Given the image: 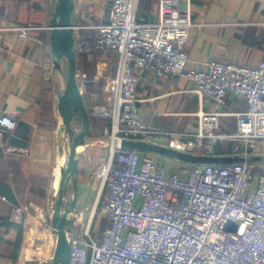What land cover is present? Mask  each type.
I'll use <instances>...</instances> for the list:
<instances>
[{"label": "built area", "instance_id": "1", "mask_svg": "<svg viewBox=\"0 0 264 264\" xmlns=\"http://www.w3.org/2000/svg\"><path fill=\"white\" fill-rule=\"evenodd\" d=\"M138 1L112 0L105 23L75 9L77 61L97 51L116 55L117 66L114 75L96 70L89 78L77 65L82 94L86 82H98L110 99L106 106L95 94L88 108L91 116L110 122L97 196L105 190L100 212L108 224L97 239L90 230L97 201L87 225L83 212H76L68 264H264V168L252 171L264 158V60L255 65L211 60L205 71L187 68L184 44L192 21L184 0H158L155 21L138 14ZM28 29L16 27L22 37ZM136 69L184 77L199 98L208 96L217 105L227 93L242 96L247 109L237 113L233 133L218 132L220 113L199 109L197 132L184 142L188 151L214 155L225 140L240 160L168 170L149 154L121 148L122 139L150 142L164 134L138 111ZM15 125V117L0 107V136ZM228 222L235 227L227 229Z\"/></svg>", "mask_w": 264, "mask_h": 264}, {"label": "crops", "instance_id": "2", "mask_svg": "<svg viewBox=\"0 0 264 264\" xmlns=\"http://www.w3.org/2000/svg\"><path fill=\"white\" fill-rule=\"evenodd\" d=\"M111 2L74 0V5L77 11L83 10L105 23ZM157 5L158 0H139L138 14L155 21ZM181 6L190 11L192 21L184 44L187 68L205 71L211 60L247 65L264 60V0H184ZM49 18L50 0H0V107L1 113L13 115L16 121L12 131L0 136V264H37L36 249L49 246L52 250L51 241H45L47 236L51 238L50 229L45 227L42 232L40 227L45 223L43 211L58 171ZM18 26L29 27L25 37L19 35ZM116 66L117 56L112 53L91 51L78 58V68L88 77L96 70L102 76L114 75ZM135 71L138 111L147 125L164 133L152 139H162L160 144L195 156H233L231 144L225 140L217 143L214 155H205L197 148L188 151L184 142L191 138L187 134L197 132L199 109L220 113L218 132L233 133L237 113L247 109L242 96L227 93L224 103L217 105L208 96L199 98L192 91L191 81L184 77ZM95 94L99 102L110 106L99 83L89 81L83 87L88 108L95 102ZM92 118L86 138L89 144L79 167L80 177L85 179L81 180L82 193L77 200L80 209L86 190L83 182H87L88 175L83 168L87 167L91 179L92 170L104 164V157L92 148L110 126L99 116ZM143 153L168 170H182L189 165L166 155ZM261 160L253 165L264 168V158Z\"/></svg>", "mask_w": 264, "mask_h": 264}, {"label": "water", "instance_id": "3", "mask_svg": "<svg viewBox=\"0 0 264 264\" xmlns=\"http://www.w3.org/2000/svg\"><path fill=\"white\" fill-rule=\"evenodd\" d=\"M76 20L74 0H50L48 24L51 58V81L54 91L57 117L56 147L58 171L48 194L45 221L50 226L46 242L51 241L52 250L47 264H68L70 258V233L78 211L77 200L82 193L80 163L84 160L89 142L90 112L76 77L77 54L74 23ZM162 139H122L121 148L152 152L184 161L188 164L231 163L237 156H195L168 148ZM263 158V157H262ZM254 160V157L250 158ZM232 222L227 229L234 228ZM41 229V228H40ZM40 264V263H38Z\"/></svg>", "mask_w": 264, "mask_h": 264}, {"label": "rangeland", "instance_id": "4", "mask_svg": "<svg viewBox=\"0 0 264 264\" xmlns=\"http://www.w3.org/2000/svg\"><path fill=\"white\" fill-rule=\"evenodd\" d=\"M92 116H91V120H92ZM104 121V120H103ZM89 135H87L88 137ZM104 138L100 139L99 142H97L92 148V151L95 152V154L100 155L102 157H104L103 162H105V159L107 158V146H108V142H107V137H105V135L103 136ZM102 166L103 165H97V168L93 169V176L91 177V179H89L90 175L89 172H87V167L85 166V168H83V171L85 173H87L88 175L86 178L87 182H83V190L85 189L84 186L86 187L85 192L83 191V200H82V209L78 208L79 212L80 210L83 212V224L87 225L89 223V217L93 211V208L96 204L97 201V205H96V210H95V214L92 218V223L90 226V230H91V235L93 237H96L97 239H100L103 230H104V224L105 223V216L100 212L101 207L105 204L106 202V197H105V190L103 193L101 192L99 199H97V196L99 194V190H100V177H98V171L101 172L102 170ZM258 166L253 165L252 166V171L257 174L258 173ZM97 171V172H96ZM95 177V178H94ZM94 181L93 184H91V181ZM79 207V206H78ZM45 224V225H44ZM44 224H41L40 227H42V232H45L44 228L48 227L50 229L49 223L48 221H45ZM41 230V229H40ZM76 232V229H75ZM81 232V230H77V234H79ZM49 246H44L43 248H39L35 250L36 253V257L34 262L35 263H40V264H47L49 257L51 255V250H49L48 248Z\"/></svg>", "mask_w": 264, "mask_h": 264}, {"label": "trees", "instance_id": "5", "mask_svg": "<svg viewBox=\"0 0 264 264\" xmlns=\"http://www.w3.org/2000/svg\"><path fill=\"white\" fill-rule=\"evenodd\" d=\"M93 72V71H92ZM93 74L94 73H92V75H90L91 77L93 76ZM91 77H89V78H91ZM90 120H91V117H90ZM104 192V191H103ZM102 192V193H103ZM105 218H106V216H105ZM105 221V223H103L104 224V228L107 226V224H108V220H107V218L104 220Z\"/></svg>", "mask_w": 264, "mask_h": 264}]
</instances>
